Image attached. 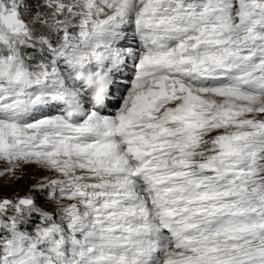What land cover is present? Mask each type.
Masks as SVG:
<instances>
[{"label": "snow or ice", "instance_id": "6c2138e0", "mask_svg": "<svg viewBox=\"0 0 264 264\" xmlns=\"http://www.w3.org/2000/svg\"><path fill=\"white\" fill-rule=\"evenodd\" d=\"M0 162V264H264V0H0Z\"/></svg>", "mask_w": 264, "mask_h": 264}, {"label": "rangeland", "instance_id": "374dc122", "mask_svg": "<svg viewBox=\"0 0 264 264\" xmlns=\"http://www.w3.org/2000/svg\"><path fill=\"white\" fill-rule=\"evenodd\" d=\"M127 34L130 36L132 34L131 30H129ZM5 167L6 165L3 162H0V171L4 170ZM47 175H49V173L36 166H24L21 170L17 171L14 177L0 178V197L10 198L17 194L23 196ZM39 200L41 204L44 205L47 198L41 195ZM47 206L50 210L55 207V205ZM33 223H35V221H33ZM31 229L32 225L30 224L28 230L31 231Z\"/></svg>", "mask_w": 264, "mask_h": 264}]
</instances>
